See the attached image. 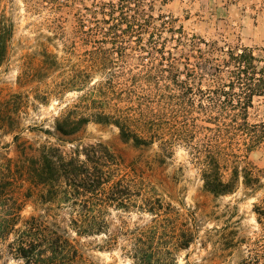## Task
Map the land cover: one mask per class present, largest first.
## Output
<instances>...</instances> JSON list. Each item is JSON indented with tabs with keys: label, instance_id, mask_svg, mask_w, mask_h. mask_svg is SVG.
Masks as SVG:
<instances>
[{
	"label": "rangeland",
	"instance_id": "obj_1",
	"mask_svg": "<svg viewBox=\"0 0 264 264\" xmlns=\"http://www.w3.org/2000/svg\"><path fill=\"white\" fill-rule=\"evenodd\" d=\"M118 1L0 0V21L5 19L13 26L7 56L0 67V106L14 112V132L8 134L0 128V163L12 160L15 179L20 180L17 169L24 162L20 161L14 136H19V144L38 147L49 141L67 152L102 142L117 156L120 176L128 175L134 181L133 206L127 210L110 206L103 216L109 232L150 224H186L197 231L196 243L188 251L172 250L178 264H185L188 253L191 262L210 257L217 237L207 235L228 226L237 230V239L245 243L232 258L217 263L239 264L250 255L254 264H264V215L256 213V206L264 213V188L252 194L240 183L234 194L219 198L205 192L202 167L194 151L179 140L187 134L182 129L186 122L198 125L190 128L193 144L202 147L208 136L215 143L223 139L216 125L207 121L216 115L199 105L197 89H207L210 71L205 70L206 79L194 87L193 101H185L153 67L157 57L151 58L133 42L124 53L113 51L109 42L93 32V18L95 13L103 18V4ZM146 2L152 4L155 18L163 17L177 31L175 37L170 31L162 34L166 51L175 52L174 40L181 31L226 51L248 49L264 58V0ZM252 104L248 122L262 126L264 96H255ZM70 111L81 116L102 113L115 119L125 117L151 144L136 147L133 141L125 143L115 125L96 122H90L77 135L63 137L55 130L56 121ZM233 132L225 144L228 151L264 171L263 128H258L250 150L249 138ZM20 185L19 181L17 187ZM28 187L25 183L18 191L26 194ZM28 196L24 198L23 220L43 216L67 228L75 217L66 203L45 202L40 194ZM150 206L156 207L154 214L148 211ZM69 232L80 242L77 249L84 260L81 264H133L126 237L119 236L118 242L110 245L106 234L79 237L70 228ZM0 264L26 262L5 253L0 256Z\"/></svg>",
	"mask_w": 264,
	"mask_h": 264
},
{
	"label": "trees",
	"instance_id": "obj_2",
	"mask_svg": "<svg viewBox=\"0 0 264 264\" xmlns=\"http://www.w3.org/2000/svg\"><path fill=\"white\" fill-rule=\"evenodd\" d=\"M146 1L119 0L118 3L103 4L104 16L100 19L98 15L101 13H95L93 32L109 42L116 53H124L128 43L131 45L133 42L151 58L157 57L158 62L152 63L153 67L177 88L178 98L185 101H193L194 87L198 81H203L202 78L206 79L203 72L209 70L207 75L211 78L207 89H197L199 105L216 115L209 116L207 121L216 125L223 139L215 143L208 136L207 142L200 144L202 147L193 144L190 139L194 134L190 128L198 125L186 122L182 129L187 134L180 136L179 140L194 151L195 160L202 167L205 192L216 198L228 196L234 194L242 183L245 190L258 193L264 188V171L233 151L229 152L225 144L233 131L240 132L249 138L247 149L250 150L256 143L254 135L258 128L264 130V124L257 126L248 122L253 98L264 96V58L256 57L248 49L226 51L214 44L197 41L181 31L174 40L177 43L173 47L175 52L166 51L162 34L170 31L171 37H175L177 31L169 27L170 22L163 17L155 18L152 4ZM12 35V24L2 19L0 67L6 59ZM9 109L0 106V128L12 134L14 118L11 115L14 112L9 113ZM90 122L115 125L120 130L122 141H133L136 147L151 144V140L132 128L131 120L125 117L115 119L102 113L81 116L70 111L57 119L55 130L63 137H71ZM207 130L212 131L210 128ZM46 133L52 134L50 131ZM19 139V136H14L20 161L24 162L17 169L20 180L15 179L18 177L12 160L0 163V256L8 253L23 259L26 264H81L84 260L77 249L80 242L71 238L69 228L79 237L106 234L110 245L117 243L119 236L126 237L133 264H178L172 250L188 251L196 243L197 231L186 224H150L109 232V223L103 216L110 206L124 210L133 206L134 181L128 175L120 176L118 158L104 143L67 152L49 141L36 147L19 144ZM19 181L22 185L17 187ZM25 183L29 186L27 193L20 194L18 188H23ZM29 194H40L45 202L70 205L75 217L70 220L69 227L49 222L43 216L23 220L24 198H29ZM147 209L154 214L156 207ZM256 213L264 215L257 206ZM237 235V230L228 226L211 230L207 237H217V240L213 243L210 257L191 262L188 253L185 264H218L219 259L225 262L240 252L241 245L245 243L238 240ZM254 261L247 255L239 264H254Z\"/></svg>",
	"mask_w": 264,
	"mask_h": 264
}]
</instances>
